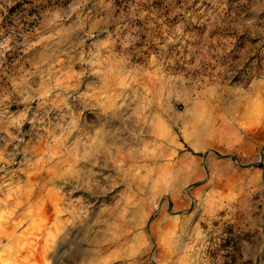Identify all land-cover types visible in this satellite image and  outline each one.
Returning a JSON list of instances; mask_svg holds the SVG:
<instances>
[{
    "label": "rangeland",
    "instance_id": "rangeland-1",
    "mask_svg": "<svg viewBox=\"0 0 264 264\" xmlns=\"http://www.w3.org/2000/svg\"><path fill=\"white\" fill-rule=\"evenodd\" d=\"M0 264H264V0H0Z\"/></svg>",
    "mask_w": 264,
    "mask_h": 264
}]
</instances>
